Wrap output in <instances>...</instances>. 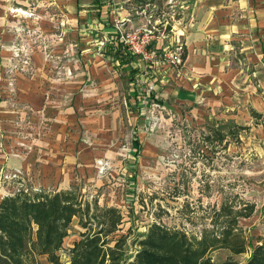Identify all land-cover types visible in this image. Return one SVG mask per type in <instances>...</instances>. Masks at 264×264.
Returning a JSON list of instances; mask_svg holds the SVG:
<instances>
[{
    "label": "crops",
    "instance_id": "obj_1",
    "mask_svg": "<svg viewBox=\"0 0 264 264\" xmlns=\"http://www.w3.org/2000/svg\"><path fill=\"white\" fill-rule=\"evenodd\" d=\"M78 6L75 26L59 28L39 47L17 46V57L0 61V139L15 150L27 148L32 157L55 163L65 152L79 172L92 170L95 162L110 164L99 159L108 141L101 132L121 124L122 75L128 95L123 101L135 107L136 117L161 113L166 104L187 108L195 118L246 105L264 110V0H78ZM0 12L6 42L4 32L14 37L21 29ZM114 19L126 29L152 27L153 49L180 42L185 58L168 66L124 53ZM130 144V170L131 159L158 166L161 140L146 142L141 154L138 138Z\"/></svg>",
    "mask_w": 264,
    "mask_h": 264
},
{
    "label": "rangeland",
    "instance_id": "obj_2",
    "mask_svg": "<svg viewBox=\"0 0 264 264\" xmlns=\"http://www.w3.org/2000/svg\"><path fill=\"white\" fill-rule=\"evenodd\" d=\"M12 9L20 10L12 14ZM78 9V0H0V10L7 12V19L18 20L21 29L14 37L4 32L6 42L0 31V61L2 57L15 55L12 45L23 48L33 43L39 47L47 36L57 35L59 28L75 26ZM168 29L166 24L164 33ZM126 82V76L122 75L117 98L121 124L116 130L107 126L101 132V136H108V141L101 146L99 159L104 158L110 164L102 167L95 162L92 170L79 172L73 162L65 160V152L60 153L61 159L56 163L46 162L36 155L32 157L27 148L15 150L14 144L1 138L0 158H6L0 161V198L19 189L32 192L75 187L89 201L95 199L100 206L118 207L124 215L123 231L132 228L131 239L152 222L181 227L198 235L203 228L211 227L212 205L218 207L225 196H238L255 203V212L239 219L247 238L253 240L261 235L264 232V110L261 118L255 117L256 109L248 105L239 112L217 111L195 118L187 108L166 104L161 113L151 110L146 118L136 117L135 107L128 108L123 101L128 97ZM219 134L224 136L223 142L211 143L207 139ZM134 137L138 138L139 154L146 142L154 138L161 140L156 158L158 166L150 161L143 164L140 158L139 162L131 159V167L135 169H129L130 152L125 149L131 146ZM62 168H67V172ZM91 227L89 222L87 230ZM84 230L78 218H74L59 251L62 264L69 263L70 244ZM227 255L224 249L211 252L215 261ZM247 256L248 253H243L235 258L242 264ZM40 260L47 264L44 257Z\"/></svg>",
    "mask_w": 264,
    "mask_h": 264
},
{
    "label": "trees",
    "instance_id": "obj_3",
    "mask_svg": "<svg viewBox=\"0 0 264 264\" xmlns=\"http://www.w3.org/2000/svg\"><path fill=\"white\" fill-rule=\"evenodd\" d=\"M253 115L262 117L257 111ZM207 139L223 142L224 136ZM254 212L255 203L225 196L218 207H210L211 227L198 235L152 222L130 239L132 228L123 231L124 215L118 207L89 201L75 187L19 189L0 198V264H42L41 257L47 264H62L59 251L74 217L85 230L72 240L68 264H240L235 256L243 253L248 256L242 264H264V232L253 241L239 224ZM220 249L228 255L213 260L211 252Z\"/></svg>",
    "mask_w": 264,
    "mask_h": 264
},
{
    "label": "built area",
    "instance_id": "obj_4",
    "mask_svg": "<svg viewBox=\"0 0 264 264\" xmlns=\"http://www.w3.org/2000/svg\"><path fill=\"white\" fill-rule=\"evenodd\" d=\"M151 16H149L150 18ZM117 31V41L123 46L126 54L137 56L146 63L161 62L168 66H179L182 63V45L180 42L160 48L153 49V28L144 26L134 29H126L118 19H114ZM166 28V25L164 29ZM15 57L21 51L17 46H13ZM25 60L22 65H26ZM18 68L17 65H13ZM23 67H20L22 69ZM11 74V71H10Z\"/></svg>",
    "mask_w": 264,
    "mask_h": 264
}]
</instances>
